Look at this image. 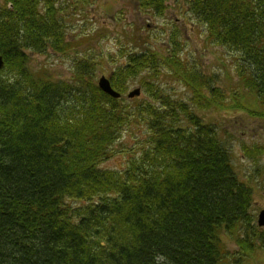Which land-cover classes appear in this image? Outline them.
I'll return each mask as SVG.
<instances>
[{"label":"trees","instance_id":"obj_1","mask_svg":"<svg viewBox=\"0 0 264 264\" xmlns=\"http://www.w3.org/2000/svg\"><path fill=\"white\" fill-rule=\"evenodd\" d=\"M77 1L0 5V264H240L241 250H264L230 138L194 112L264 120V0H187L206 39L229 51L234 83L224 89L180 51L134 50L110 79L121 93L142 80L153 98L135 110L100 91L87 59L68 81L30 66L29 54L72 48L64 10L75 14ZM139 1L153 17L169 0ZM163 68L191 88L189 103L152 86ZM133 125L147 132L139 155L103 167ZM243 150L253 160L264 145Z\"/></svg>","mask_w":264,"mask_h":264},{"label":"rangeland","instance_id":"obj_2","mask_svg":"<svg viewBox=\"0 0 264 264\" xmlns=\"http://www.w3.org/2000/svg\"><path fill=\"white\" fill-rule=\"evenodd\" d=\"M52 2L56 6L59 4V0ZM186 2L187 0H169L161 15L151 17L139 0L77 1L79 9L75 14L71 8L64 10L68 14L65 34L71 41L72 48L65 51L48 48L44 53L29 54L30 66L35 70L48 72L54 79L68 80L72 78L79 60L88 59L98 64V78L115 70L124 61L121 54L151 49L168 56L169 51L173 50L178 53L180 51L179 57L189 66L197 65L204 70V75L218 74L220 84L225 89L230 82L234 83L232 57L227 49L206 39L205 28L189 11ZM60 5L65 7L68 3L63 1ZM172 37H176L178 42H173ZM163 71L158 79L153 80L152 86L163 94L172 96L174 100L181 99L189 103L191 88L186 87L180 76L175 77L174 73L164 68ZM137 87L140 95L127 99L126 94ZM126 90L123 98L132 110L143 99L153 98L142 80L129 82ZM194 112L206 121L213 122L226 138H230L234 169L239 178L252 187L251 212L256 223L258 214L264 209V153L251 160L245 155L243 147L251 150L255 144L264 145V120L225 109H194ZM146 133L143 125H133L126 129L113 144L111 157L102 166L108 169L122 168L127 163L128 155H139L141 147L138 142ZM223 239L230 251L239 250L230 237L224 236ZM237 256L240 264H264V250L251 254H245L241 250L235 255V259Z\"/></svg>","mask_w":264,"mask_h":264},{"label":"water","instance_id":"obj_3","mask_svg":"<svg viewBox=\"0 0 264 264\" xmlns=\"http://www.w3.org/2000/svg\"><path fill=\"white\" fill-rule=\"evenodd\" d=\"M2 59L0 57V68L2 67ZM99 86L100 88L106 92L107 94L113 96V97H118L119 94L115 91H113V89L110 86V83L107 79H105L104 77L100 79L99 81ZM135 95H139V90H134L132 93H130V97H133ZM258 225L264 227V210H262L259 215H258Z\"/></svg>","mask_w":264,"mask_h":264},{"label":"flooded vegetation","instance_id":"obj_4","mask_svg":"<svg viewBox=\"0 0 264 264\" xmlns=\"http://www.w3.org/2000/svg\"><path fill=\"white\" fill-rule=\"evenodd\" d=\"M61 1H64V0H59V2H61ZM66 2H68V1H74V0H65Z\"/></svg>","mask_w":264,"mask_h":264}]
</instances>
